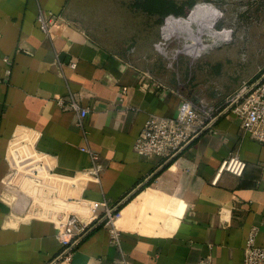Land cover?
Segmentation results:
<instances>
[{
    "label": "crops",
    "instance_id": "0c3cea01",
    "mask_svg": "<svg viewBox=\"0 0 264 264\" xmlns=\"http://www.w3.org/2000/svg\"><path fill=\"white\" fill-rule=\"evenodd\" d=\"M192 7L0 0V264H244L253 231L264 246V144L233 111L172 159L135 150L149 115L176 116L186 98L220 109L250 82L238 67L218 74L207 60L188 76L173 68L179 51L197 50L192 41L166 45L171 64L128 55L134 37L140 49L155 50L167 18L189 16ZM41 12L56 19L49 33L39 27ZM73 99L88 110L83 126L68 107ZM231 154L246 161L244 174L215 181ZM97 163L103 168L92 176ZM82 199L97 203L95 216L103 202L119 207L120 244L110 225L96 224L72 260H58V215L88 216Z\"/></svg>",
    "mask_w": 264,
    "mask_h": 264
},
{
    "label": "built area",
    "instance_id": "2783aa9c",
    "mask_svg": "<svg viewBox=\"0 0 264 264\" xmlns=\"http://www.w3.org/2000/svg\"><path fill=\"white\" fill-rule=\"evenodd\" d=\"M37 19L44 33H49L56 22L54 16L44 12H41ZM71 66L76 67V63L73 62ZM62 103L64 102L61 100L60 104ZM68 107L78 112V125L83 126V119L88 110L80 107L76 99L71 100ZM229 111H233L240 118L242 128L251 138L264 144V71L254 81L243 86L223 108L217 109L186 98L176 116L149 115L137 138L135 150L141 154L159 156L164 160L172 159L198 136L211 130L218 117ZM82 149L90 152L95 162L98 161V154L88 148ZM246 166V161L239 154H231L220 165L215 181L224 172L240 177L244 174ZM102 168V164L97 163L91 168L89 174L98 176ZM81 201L77 204L85 205L92 211L83 218L76 211L68 209L60 217L57 237L61 240L63 249L58 260H72L78 244L96 224L110 225L113 244L115 246L120 244L119 230L116 228L117 220L121 216L119 207L103 202V213L95 216L94 210L97 203L86 199ZM255 237L254 231L248 237L244 251V264H264V246L257 245Z\"/></svg>",
    "mask_w": 264,
    "mask_h": 264
},
{
    "label": "rangeland",
    "instance_id": "374dc122",
    "mask_svg": "<svg viewBox=\"0 0 264 264\" xmlns=\"http://www.w3.org/2000/svg\"><path fill=\"white\" fill-rule=\"evenodd\" d=\"M189 1L194 10L190 16L171 15L167 18L163 24L164 32L161 31L164 34L154 45L156 51L140 49L141 45L134 37L131 45L137 48L128 55L139 61L155 59L171 64L166 57V45L174 40L189 44L192 41L195 43L193 49H197L193 50V55L179 51L178 59L174 62V68L181 70V73L184 70L186 76L201 60H207L214 65L218 74L223 67L235 66L238 67L237 76L248 78L250 82L258 78L264 71V0ZM189 46L186 45L187 48ZM32 173L37 175L36 170ZM20 175L33 176L20 172L18 178Z\"/></svg>",
    "mask_w": 264,
    "mask_h": 264
},
{
    "label": "bare ground",
    "instance_id": "6f19581e",
    "mask_svg": "<svg viewBox=\"0 0 264 264\" xmlns=\"http://www.w3.org/2000/svg\"><path fill=\"white\" fill-rule=\"evenodd\" d=\"M182 55H183V54H182ZM171 67H172V66H171ZM173 68H174V67H173ZM61 213H62V212H61ZM61 213H59V215H58V216H59V218H60V216L62 215ZM121 216H122V214H121ZM121 216H120V218H121Z\"/></svg>",
    "mask_w": 264,
    "mask_h": 264
},
{
    "label": "trees",
    "instance_id": "16d2710c",
    "mask_svg": "<svg viewBox=\"0 0 264 264\" xmlns=\"http://www.w3.org/2000/svg\"><path fill=\"white\" fill-rule=\"evenodd\" d=\"M191 14V13H190ZM190 16V15H189ZM185 18V17H184ZM185 19H187V18H185Z\"/></svg>",
    "mask_w": 264,
    "mask_h": 264
}]
</instances>
